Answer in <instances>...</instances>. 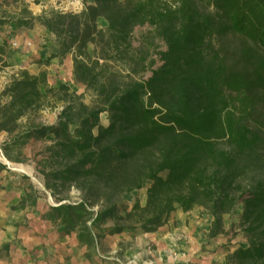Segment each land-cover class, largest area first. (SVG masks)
Wrapping results in <instances>:
<instances>
[{
  "label": "trees",
  "instance_id": "trees-1",
  "mask_svg": "<svg viewBox=\"0 0 264 264\" xmlns=\"http://www.w3.org/2000/svg\"><path fill=\"white\" fill-rule=\"evenodd\" d=\"M35 19L58 49L37 58L46 67L12 74L0 91V131L10 160H27L32 139L46 142L32 156L44 190L24 173L25 192L13 207H32L48 193L54 202L45 216L97 246V229L109 220L107 231L135 235L199 206L216 237L224 215L242 205L249 241L230 246L228 262L264 264V0L0 9V31L7 20L29 28ZM8 44L0 41V69L12 64ZM68 52L91 102L66 82L48 81L52 58ZM41 84L63 102L53 122L40 118L51 101ZM3 169L9 165L0 159Z\"/></svg>",
  "mask_w": 264,
  "mask_h": 264
},
{
  "label": "crops",
  "instance_id": "crops-1",
  "mask_svg": "<svg viewBox=\"0 0 264 264\" xmlns=\"http://www.w3.org/2000/svg\"><path fill=\"white\" fill-rule=\"evenodd\" d=\"M3 1L0 0L1 10L4 9V6L1 5ZM27 1H30L29 7L33 13L37 14L41 13L44 8H55L63 0H49L41 5L34 4L31 0ZM33 24L39 25V28L50 35L49 30L37 19ZM12 25L19 31H25L22 30L25 27L18 25L13 20H7L5 22L6 29L0 31V41L4 39L1 34L9 32ZM35 29L37 28L34 27ZM57 49L58 46L51 37L48 46L28 51L27 54L47 53L50 55ZM8 53L9 61L12 63V69H10L12 76L19 68L27 66L25 64L27 58L25 57L26 53L23 52L16 53L9 50ZM48 67L59 68L61 72L59 77H62L60 82H67L74 77L71 52L64 54L61 61L58 56L53 57ZM8 80L0 82V91ZM0 132L6 134L4 131ZM7 159L6 157V160H1L8 163L9 169H3L0 172V264H139L138 260L143 261L142 253L150 242L154 244L152 252L160 261L159 264H185L186 259L197 260V264H211V260L222 261L224 258L222 254L216 257L212 256L211 252L206 253L198 250L199 246L207 240L206 236L211 228L212 216L209 221H205L204 227L199 219L192 218L186 222L173 217L170 227L163 225L155 231H141L135 235L130 234L129 230L113 233L107 231L105 227L113 223L109 220L103 225V229H97L99 233L97 246L81 244L75 232H67L63 224L45 216L48 209L47 201L41 199L32 207H13L25 192V179L19 176L20 173L12 171L18 167L12 166ZM16 163L17 161L13 164ZM27 174L32 176L30 172ZM221 235L222 233L218 236ZM127 236L136 237L133 252L132 250L130 252V249L124 246L122 241ZM126 253H129V259L124 260ZM223 261L224 263L214 262L213 264H229L225 260Z\"/></svg>",
  "mask_w": 264,
  "mask_h": 264
},
{
  "label": "rangeland",
  "instance_id": "rangeland-1",
  "mask_svg": "<svg viewBox=\"0 0 264 264\" xmlns=\"http://www.w3.org/2000/svg\"><path fill=\"white\" fill-rule=\"evenodd\" d=\"M34 2V4H44L46 2H49V0H31ZM30 1L27 0H4L1 5L4 6V9L7 14H14V13H19L24 7H28L30 10H32L29 7ZM50 8H44L43 11L45 10H50ZM33 11V10H32ZM41 11V12H43ZM38 14V13H37ZM98 22L101 26H105L107 24V21L105 18L100 17L98 19ZM34 27L37 28L34 30ZM9 32H6L5 34H1L2 38H10V39H18L19 45L13 46L12 44H8V51L10 50L11 52H23L26 53L25 57L27 58L25 61V64L33 68L34 70H38L42 67H46L45 64H43L41 61H38L37 58H45L48 55L47 53L44 54H27L28 51H34L41 49L42 47H46L49 45V40H51L52 35L47 34V32L43 31L41 28H39V25L33 24L31 26V29H28L27 27L22 28L25 31H19L17 30L14 25H12L9 28ZM27 29V30H26ZM28 41H31L29 44ZM91 49L93 47V44L90 45ZM8 52L5 56L6 60L9 61L8 57ZM22 59V58H21ZM10 69H12L11 65H4L0 69V82L4 81L5 79H10L11 78V72ZM49 71L48 75V81L52 85H59L60 79L62 77H59V74L61 73L59 71V68H52V67H47ZM9 81V80H8ZM65 82V81H63ZM71 87L72 90L76 91L77 93H82L84 94L85 99L88 102H91V95L88 91L85 89V85L81 82H77L75 77L67 81ZM41 91L43 93V96L45 99L49 100L51 99V93L47 90V86L45 84H41ZM62 100L58 99H51V101H48L46 106L41 110L40 113V118L46 122H53L56 120L57 115L59 110L62 108ZM102 119L103 121L107 122V115L106 113L102 114ZM7 137V134H3L0 132V158L3 160H6V156L4 155L1 147V142ZM46 142L41 140V139H32L28 144L25 146V153L27 155V160L25 161H17L16 164H13L14 160L7 159L8 161L11 162V165L16 166L18 168L12 169V171H16V173H20V177L23 178L24 173H32V176L30 175V178L27 179L30 181L35 182L42 190H44V183H43V178L37 173L36 170V162L33 159L34 153L42 148ZM23 173V174H22ZM20 178V179H21ZM78 191L77 189H73L72 193L76 194ZM44 201H47L49 204L50 202H54L53 198L48 194L45 193V196L43 197ZM210 216L207 212L203 211V208L201 206L196 207L194 209L184 211L182 209H177L174 212V216L172 215L169 222L165 225L166 227H170L173 223L172 218H179L183 219L186 222H189L190 219L195 218L199 219L202 222V227L203 224H205V221H209ZM212 224V222H211ZM242 226H243V217H242V205H239L236 209L226 213L224 215V221H223V226H222V235L214 237L213 239H210L211 237L209 236V231L207 232L206 236V241L199 246L198 250L203 251L206 253L211 252L212 256H219L223 255L222 261L219 259H216L215 261L211 260V264L214 262H223L225 260L227 263L228 258H229V247L232 246L233 244H239V243H246L249 241V237L245 236L243 231H242ZM210 230V229H209ZM209 237V238H208ZM124 243V246H127V248L130 249V252L135 249V244H136V237L134 236H127L122 240ZM154 247V244L151 242L147 244L146 250L144 253H142V258L143 261L138 260V263L140 264H159L160 262L156 255L153 254L152 249ZM106 252V251H105ZM125 253V252H124ZM124 260L129 259V253L124 254ZM160 257V255H158ZM197 260H192V259H186L185 264H197ZM232 264V263H229Z\"/></svg>",
  "mask_w": 264,
  "mask_h": 264
},
{
  "label": "built area",
  "instance_id": "built-area-1",
  "mask_svg": "<svg viewBox=\"0 0 264 264\" xmlns=\"http://www.w3.org/2000/svg\"><path fill=\"white\" fill-rule=\"evenodd\" d=\"M85 6V0H63L58 5H56L55 8H61V9H74V10H80ZM18 39H10L9 43L13 46L19 45ZM30 44L31 41H28Z\"/></svg>",
  "mask_w": 264,
  "mask_h": 264
}]
</instances>
